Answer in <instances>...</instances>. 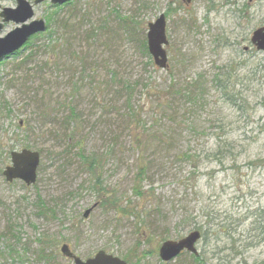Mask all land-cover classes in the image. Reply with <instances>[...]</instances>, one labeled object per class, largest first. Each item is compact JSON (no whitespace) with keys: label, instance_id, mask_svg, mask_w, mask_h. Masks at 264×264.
Instances as JSON below:
<instances>
[{"label":"rangeland","instance_id":"obj_1","mask_svg":"<svg viewBox=\"0 0 264 264\" xmlns=\"http://www.w3.org/2000/svg\"><path fill=\"white\" fill-rule=\"evenodd\" d=\"M34 13L47 30L0 63V264H74L63 245L82 260L264 264V53L251 44L264 0L46 1ZM161 15L164 69L145 49ZM23 150L41 156L32 186L3 176ZM195 230L201 262L161 261L164 242Z\"/></svg>","mask_w":264,"mask_h":264},{"label":"water","instance_id":"obj_2","mask_svg":"<svg viewBox=\"0 0 264 264\" xmlns=\"http://www.w3.org/2000/svg\"><path fill=\"white\" fill-rule=\"evenodd\" d=\"M16 1L17 7L15 9H2L0 6V18L3 19V22L0 23V33L3 31L5 23L13 22L17 26L20 25V27L18 26L4 38H0V62L23 48L32 36L46 31L44 19L34 20V6H38L47 0H35L34 4H31L27 0ZM184 1L190 4L192 0ZM68 2L69 0H50L53 6H61ZM166 26L167 20L165 15H161L154 23L148 25V51L153 57L155 64L161 69L168 67L167 52L164 48L169 44ZM251 43L258 52L264 53V27L254 31ZM40 161L41 156L35 151L23 150L21 152H12L11 164L5 168L3 176L8 183L22 181L27 186H32L37 182V171ZM95 207L87 210L84 217L88 218ZM201 239V232L196 230L181 240L166 241L159 249V258L164 263H171L184 252L198 255L197 247ZM61 252L66 258L72 259L74 264H128L123 259L107 254L104 251L98 252L94 257L87 260L77 257L68 245H63Z\"/></svg>","mask_w":264,"mask_h":264},{"label":"trees","instance_id":"obj_3","mask_svg":"<svg viewBox=\"0 0 264 264\" xmlns=\"http://www.w3.org/2000/svg\"><path fill=\"white\" fill-rule=\"evenodd\" d=\"M145 49L146 50H148V47H147V45L145 46ZM110 200V199H109ZM102 203H103V206L105 207L106 205H109V206H114V205H116L117 203H116V199H114V201H112V203H111V201H108V200H106V201H102ZM183 255V254H182ZM181 255V256H182ZM180 256V257H181ZM191 258L194 260V261H196V262H201L202 261V259H201V257L198 255V256H195V255H192L191 254Z\"/></svg>","mask_w":264,"mask_h":264},{"label":"bare ground","instance_id":"obj_4","mask_svg":"<svg viewBox=\"0 0 264 264\" xmlns=\"http://www.w3.org/2000/svg\"><path fill=\"white\" fill-rule=\"evenodd\" d=\"M38 35V34H37Z\"/></svg>","mask_w":264,"mask_h":264}]
</instances>
